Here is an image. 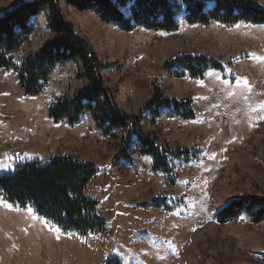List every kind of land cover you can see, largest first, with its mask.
I'll use <instances>...</instances> for the list:
<instances>
[{"label":"rangeland","instance_id":"374dc122","mask_svg":"<svg viewBox=\"0 0 264 264\" xmlns=\"http://www.w3.org/2000/svg\"><path fill=\"white\" fill-rule=\"evenodd\" d=\"M19 1L0 0V15ZM60 6L102 66L100 76L123 115L138 114L156 80L165 98L192 100L193 120L163 110L152 124L144 114L140 129L158 146L199 153L189 162L172 160L171 176L152 172L145 156L115 163L118 139L102 137L88 113L72 126L47 117L51 103L86 86L75 78L77 62L56 66L36 97L23 95L13 69H0V176L56 155L92 163L97 174L85 193L104 220L102 232L63 234L31 206L0 194V264H105L111 258L120 264H264V219L253 223L246 212L226 223L215 218L232 200L264 199V25L123 32L90 12ZM35 29L10 55L15 66L53 37L45 16ZM181 55L216 61L223 72L208 70L199 80L173 77L164 65ZM155 198H166L170 211L140 205Z\"/></svg>","mask_w":264,"mask_h":264},{"label":"trees","instance_id":"16d2710c","mask_svg":"<svg viewBox=\"0 0 264 264\" xmlns=\"http://www.w3.org/2000/svg\"><path fill=\"white\" fill-rule=\"evenodd\" d=\"M60 3L94 14L100 21L116 26L123 32L137 29L156 33H173L181 25L208 27L211 24L235 27L264 25V6L253 0H135L127 16L113 4V0H22L0 15V69H13L24 96L36 97L48 85L56 66L77 62L80 72L75 78L85 81L84 88L70 99H59L47 108V117L54 124H78L88 113L94 128L104 138L118 139L120 150L114 159L132 161L134 155L148 157L150 170L171 176V161L189 162L195 159L196 149L174 150L158 146L142 132L140 121L147 114L154 123L161 111L173 118L193 120L192 100L176 101L163 96L158 80L154 82L153 96L134 117L123 115L117 108L114 95L100 76L102 68L96 56L79 38L65 19ZM121 8L129 0H118ZM45 16L46 28L53 34L33 55L15 66L10 55L35 32V23ZM164 68L173 77L199 80L208 70L223 72V66L202 56L181 55L166 62ZM121 131L120 138L115 132ZM134 141V147L130 142ZM97 174L95 165L64 155H56L46 163H24L12 174L0 176V194L20 207L31 206L33 212L48 221L63 234L85 237L102 232L104 220L98 211V202L88 197L86 187ZM166 198H155L141 203L143 207L170 211ZM246 212L253 223L264 219V199L244 198L230 201L215 214L216 221L226 223ZM105 264H120L116 258Z\"/></svg>","mask_w":264,"mask_h":264},{"label":"snow or ice","instance_id":"6c2138e0","mask_svg":"<svg viewBox=\"0 0 264 264\" xmlns=\"http://www.w3.org/2000/svg\"><path fill=\"white\" fill-rule=\"evenodd\" d=\"M113 4L117 7V10L118 11H121L122 12V15L123 16H127L130 12V8L135 6V0H129V6L128 7H125V8H121L119 3H118V0H113ZM260 59H264V58H260ZM225 83H227V81L225 80L224 81ZM244 84L247 86V80H244ZM249 90H250V87H249ZM59 95V94H58ZM260 108L261 109H264V104H261L260 105ZM261 119H264V116L261 117ZM4 167H7V165H4ZM8 207H12V205H8ZM56 231H59V229H55Z\"/></svg>","mask_w":264,"mask_h":264}]
</instances>
